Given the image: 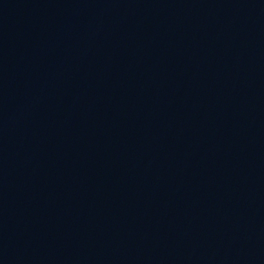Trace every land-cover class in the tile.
I'll return each instance as SVG.
<instances>
[{
	"label": "water",
	"instance_id": "water-1",
	"mask_svg": "<svg viewBox=\"0 0 264 264\" xmlns=\"http://www.w3.org/2000/svg\"><path fill=\"white\" fill-rule=\"evenodd\" d=\"M0 264H264V0H0Z\"/></svg>",
	"mask_w": 264,
	"mask_h": 264
}]
</instances>
